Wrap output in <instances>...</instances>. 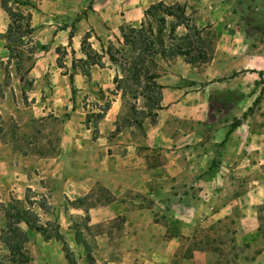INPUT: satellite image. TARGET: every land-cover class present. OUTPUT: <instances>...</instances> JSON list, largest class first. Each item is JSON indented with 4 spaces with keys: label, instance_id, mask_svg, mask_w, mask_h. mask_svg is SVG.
<instances>
[{
    "label": "crops",
    "instance_id": "obj_1",
    "mask_svg": "<svg viewBox=\"0 0 264 264\" xmlns=\"http://www.w3.org/2000/svg\"><path fill=\"white\" fill-rule=\"evenodd\" d=\"M28 1L31 5L22 7L29 12L31 31L38 33L24 76L27 82L17 78L20 85L13 89V97L5 89L0 95V202L24 201L39 217L37 223L45 226L55 221L60 235L44 239L18 222L27 235L29 264H88L87 255L93 264H170L180 238L190 237L199 223L224 218L233 209L230 200L203 204L187 197L184 191L192 187L184 189L183 183H191L200 167L218 157L212 150L217 147L214 143H221L227 151L222 157L231 159L241 158L242 147L247 148L246 135H240L245 120L239 119L224 138L218 122L229 121L219 120L216 114L230 104L229 95L247 94L245 72H219L205 78L208 82L215 77L209 84L198 82L199 73L191 78L194 88L188 87L180 72L167 71L157 77V121L143 126L142 136L136 138L130 130H118L114 122L117 94H110L97 122L85 119L88 98L81 104L73 100V94L91 97L95 108L100 94H108L114 70L102 41L117 36L120 25L138 23L145 6L138 0ZM74 15L71 28L67 22ZM7 23L0 5V34ZM215 54L210 70L219 58ZM227 62L221 61L219 69H229ZM205 104H211V113ZM10 116L21 122H6ZM174 118L213 123L215 133L224 135H215L209 139L211 149L204 148L206 138L166 131ZM26 192L32 194L29 203ZM37 197L44 201L36 204ZM255 215L253 209L238 219L254 221ZM200 253L205 252L192 250L181 264H189Z\"/></svg>",
    "mask_w": 264,
    "mask_h": 264
},
{
    "label": "rangeland",
    "instance_id": "obj_2",
    "mask_svg": "<svg viewBox=\"0 0 264 264\" xmlns=\"http://www.w3.org/2000/svg\"><path fill=\"white\" fill-rule=\"evenodd\" d=\"M158 1L164 5H171L175 14H179L175 6L181 8L183 23L175 26V17L165 15L160 10H155L154 15L143 14L146 8ZM138 2L145 6L142 8L140 21L135 25H121L124 34H128L127 38L124 40L117 30V36L102 41L104 50L107 49L113 58L112 60L108 58L114 70L111 89L107 90L108 94H100V103L96 104V108L93 106L94 100L87 95L83 96L82 93L73 94V100L83 104L85 98H88L89 101L86 102L89 103V108L85 112V118L89 122H97L101 110L109 104L110 94H117L118 103L114 122L118 130H130L133 137L140 138L143 134V126L157 121L156 114L160 106V97L158 98L160 88L156 87L160 84L157 77L167 71L180 72L184 74L182 78L187 81L188 87L194 88L191 78H196L199 73L201 81L198 82L209 84L215 77L208 82L205 78L216 76L219 72L225 73L229 70L233 74L245 72L248 83L247 94L229 95L230 104L224 105L225 110L217 111L216 114H219V120L229 121L218 122L222 124L224 134L233 122L236 123L241 118L245 120L244 133L240 135L242 138L246 135L247 148L242 147L241 158L237 156L231 159L222 157L227 151L221 143H214L217 147L212 150L218 157L200 167L201 171L191 177V183H183L184 189L192 187L191 191H184L187 197L201 201L203 204L230 200L233 209L224 218L199 223L190 237L180 238L178 249L169 259V263L181 264L182 260L190 257V250L192 248L194 250L195 247L205 253H200L195 260H190L189 264H264V0H138ZM9 6L14 10L26 11L25 7L13 3ZM136 12L139 13V9ZM79 13H83V10ZM76 16L74 15L67 22L71 28L74 27ZM159 16L164 18L160 34L164 47L169 45L181 47L186 42L185 35H188L190 39L196 41L197 46L200 45L206 55H209V59L204 62L198 59L199 61L195 63H187L188 67H185L186 62L181 55L160 56L156 39ZM171 25H174L172 31L169 29ZM128 26L136 29L129 32ZM192 28L198 30V39ZM37 33L38 31L22 32L20 42L11 36L7 41L4 39V32L0 34V95H2L1 90L5 89L7 94L13 97V89L20 85L17 78H25V72L32 61ZM195 54L196 51L191 52V56ZM213 54L219 58L210 64V70L209 61ZM222 57L225 59H220ZM223 60L228 61L225 65L229 69H219ZM205 67L209 68L207 75L203 74ZM234 69L237 72L233 71ZM260 71L261 76L257 74ZM152 75L154 77H151ZM24 80L27 82L26 79ZM209 86L215 88L218 84ZM210 107L211 104L209 106L205 104L207 113L210 112ZM224 116L226 118H223ZM207 117L210 119L208 114ZM6 122H21V119L16 116ZM31 122L39 121L32 119ZM55 122H59L58 118ZM166 126L168 128L165 129L170 134L185 131L198 135L201 139L206 138L204 148L210 146V149L213 142L209 139L215 138V135L216 138L224 135L215 133L217 128L213 123L204 125L190 118L183 120L174 118L171 125ZM237 136L239 137L238 134ZM150 150H147L149 154H151ZM232 150L231 152H234ZM153 162L152 158L151 163ZM222 184L225 186V191L222 189ZM31 195V192L25 193L26 198ZM35 200L38 204L44 201V198L37 197ZM20 208H27V204L24 201L17 204L14 198L0 202V228L13 221V217H7L6 213H15ZM253 209L256 220L242 222L238 219L249 215ZM35 216L39 219L37 215ZM54 224L55 221H48L45 229L52 230ZM79 225L81 227L78 223V227ZM68 250H66L67 256L70 257ZM7 257V250L0 243V261L7 260ZM27 257L28 261L25 264H29L28 254ZM8 264L13 263L8 262Z\"/></svg>",
    "mask_w": 264,
    "mask_h": 264
},
{
    "label": "trees",
    "instance_id": "obj_3",
    "mask_svg": "<svg viewBox=\"0 0 264 264\" xmlns=\"http://www.w3.org/2000/svg\"><path fill=\"white\" fill-rule=\"evenodd\" d=\"M9 3H14L19 6H28L31 4L28 0H0V5L3 7V9L5 10L8 16L7 27H6V30L4 31V39L8 41L11 36L13 39H17L20 42L21 41L20 38L22 37L21 33L22 32L29 33L31 31V28L28 23L29 12L28 11L23 12L22 10H14L9 6L10 5ZM175 7L177 10H179L178 11L179 14H175V11L172 9L171 5H164L161 1H158L155 4L146 8L143 14L147 16L154 15L155 10H160L165 15L175 17L176 20L174 24L176 26L180 23H183L182 22L183 10L177 6ZM157 22H158V25L156 28V32H157L156 39H157V44L159 46L158 53L160 56L165 57L166 55H171V56L181 55L184 57V61L189 64L195 63L199 60L204 62L207 59H209V55H206L204 50H201L200 45L197 46L195 44L196 41L194 42V40L190 39L188 35H185L186 42L181 47L176 46V45L175 46L169 45V46L164 47L163 40L160 36L162 29H163V25H164L163 16H159L157 18ZM173 28H174V25L169 26V29L171 31L173 30ZM123 29L124 28L121 25L118 27V30L122 38H124L125 40L128 34H124ZM127 29L129 32H131V31H134L136 28L132 26H128ZM191 30L196 34L195 36L198 39V34H197L199 33L198 30L196 28H192ZM192 51H196V54L191 56ZM88 53L89 52H87V54ZM105 53L107 54L109 59L111 60L113 59L111 55L108 53L107 49H105ZM92 55H95V54L93 53ZM260 74L261 72H258L259 76ZM151 77H154V75H152ZM156 87L158 89L160 88L159 85H156ZM159 97H160V93L158 95V98ZM105 109H106V106L105 108L101 110L100 116L103 114ZM235 124L236 123L233 122L230 125L229 129L226 131L224 135V138L226 137L230 129H232L235 126ZM25 200L27 201V203H29V200L26 197H25ZM15 202L17 204L21 203L19 200H16V199H15ZM40 206L41 208H44L43 203H41ZM6 215L7 217L9 216L13 217V221L11 223L9 222L6 223L4 227L0 228V243H2L5 246L8 252L7 260L3 262L0 261V264H8V262H11L13 264H25L28 261L27 254L24 249V243L27 241V235L17 226V223L20 221L24 222L28 229H33L35 231H38L43 236L44 239H48L51 236L60 238V235L57 232V224H54V227L52 230H46L45 226L48 224V222H46L45 226L37 223L35 214L31 210H29V208H20L19 210L17 209L15 213H12V214L6 213ZM63 247L66 250V247L64 245ZM15 256H17L18 259L15 258ZM87 262L88 264H92V259L88 255H87Z\"/></svg>",
    "mask_w": 264,
    "mask_h": 264
}]
</instances>
